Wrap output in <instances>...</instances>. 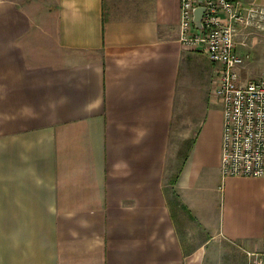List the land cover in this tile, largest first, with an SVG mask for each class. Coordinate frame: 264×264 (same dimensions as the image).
Returning <instances> with one entry per match:
<instances>
[{"label":"crops","instance_id":"crops-1","mask_svg":"<svg viewBox=\"0 0 264 264\" xmlns=\"http://www.w3.org/2000/svg\"><path fill=\"white\" fill-rule=\"evenodd\" d=\"M180 4L0 0V264H264V176L221 177ZM235 39L264 78V37Z\"/></svg>","mask_w":264,"mask_h":264},{"label":"built area","instance_id":"built-area-1","mask_svg":"<svg viewBox=\"0 0 264 264\" xmlns=\"http://www.w3.org/2000/svg\"><path fill=\"white\" fill-rule=\"evenodd\" d=\"M198 0H181L180 40L217 64L214 94L223 109L221 177L264 176V78L242 81L244 56L236 51L239 28L264 37V5L204 0L201 28L193 22Z\"/></svg>","mask_w":264,"mask_h":264},{"label":"water","instance_id":"water-1","mask_svg":"<svg viewBox=\"0 0 264 264\" xmlns=\"http://www.w3.org/2000/svg\"><path fill=\"white\" fill-rule=\"evenodd\" d=\"M198 2L199 4L196 5L193 10V14H194L193 22L197 28H201L203 26L202 17L205 11V6L202 4L204 0H198Z\"/></svg>","mask_w":264,"mask_h":264}]
</instances>
